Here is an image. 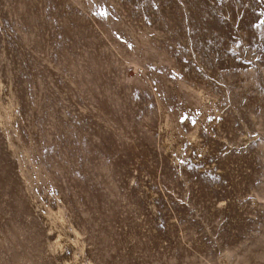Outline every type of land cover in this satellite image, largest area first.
I'll return each instance as SVG.
<instances>
[{
    "label": "rangeland",
    "instance_id": "1",
    "mask_svg": "<svg viewBox=\"0 0 264 264\" xmlns=\"http://www.w3.org/2000/svg\"><path fill=\"white\" fill-rule=\"evenodd\" d=\"M0 264H264V0H0Z\"/></svg>",
    "mask_w": 264,
    "mask_h": 264
}]
</instances>
